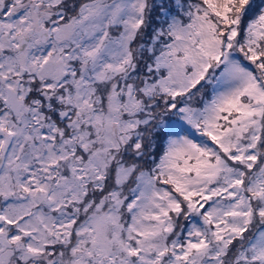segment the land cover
<instances>
[{"label":"snow or ice","instance_id":"snow-or-ice-1","mask_svg":"<svg viewBox=\"0 0 264 264\" xmlns=\"http://www.w3.org/2000/svg\"><path fill=\"white\" fill-rule=\"evenodd\" d=\"M0 264H264V0H0Z\"/></svg>","mask_w":264,"mask_h":264}]
</instances>
